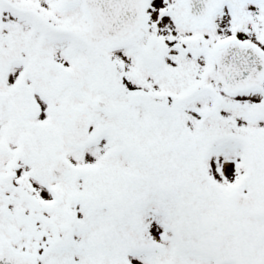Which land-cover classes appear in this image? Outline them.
<instances>
[{
    "label": "snow or ice",
    "instance_id": "obj_1",
    "mask_svg": "<svg viewBox=\"0 0 264 264\" xmlns=\"http://www.w3.org/2000/svg\"><path fill=\"white\" fill-rule=\"evenodd\" d=\"M0 264H264V0H0Z\"/></svg>",
    "mask_w": 264,
    "mask_h": 264
}]
</instances>
